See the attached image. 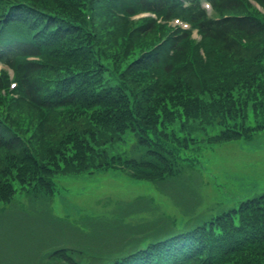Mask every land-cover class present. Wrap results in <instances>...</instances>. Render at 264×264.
I'll list each match as a JSON object with an SVG mask.
<instances>
[{
  "label": "trees",
  "instance_id": "16d2710c",
  "mask_svg": "<svg viewBox=\"0 0 264 264\" xmlns=\"http://www.w3.org/2000/svg\"><path fill=\"white\" fill-rule=\"evenodd\" d=\"M189 1L0 0V59L18 82L12 92L0 77V204L27 194L36 202L56 194L57 179L102 169L174 181L180 151L264 131V15L246 0H210L214 20ZM139 11L181 15L201 40L132 20ZM67 225L58 227L79 228ZM158 230L136 250L88 264H264V195ZM73 250L49 255L80 264Z\"/></svg>",
  "mask_w": 264,
  "mask_h": 264
},
{
  "label": "rangeland",
  "instance_id": "374dc122",
  "mask_svg": "<svg viewBox=\"0 0 264 264\" xmlns=\"http://www.w3.org/2000/svg\"><path fill=\"white\" fill-rule=\"evenodd\" d=\"M126 150L139 153L134 143ZM179 156L186 160L179 162L181 175L174 181L99 170L57 179L56 195L37 196L36 202L27 196L0 204V264H65L48 249L65 242L83 252L75 256L80 264L112 260L152 241L146 234L155 230L174 232L191 221H209L264 193V132L197 151L186 148ZM182 183L189 194L175 187ZM70 221L79 228L58 227Z\"/></svg>",
  "mask_w": 264,
  "mask_h": 264
}]
</instances>
